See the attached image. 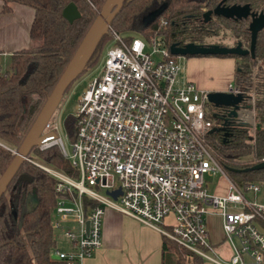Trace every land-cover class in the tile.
<instances>
[{"label": "built area", "instance_id": "obj_1", "mask_svg": "<svg viewBox=\"0 0 264 264\" xmlns=\"http://www.w3.org/2000/svg\"><path fill=\"white\" fill-rule=\"evenodd\" d=\"M165 24L159 15L153 31L128 39L107 24L109 43L73 105L68 151L56 131L55 107L44 121L33 145H56L72 173L24 156L54 181L51 255L63 264H81L99 246L105 208L157 230L202 260L259 264L264 257V234L252 224L264 222V201L243 195L255 194L261 184L249 181L242 191L219 165L206 139L212 126L205 116L207 90L179 77V54L169 51L161 32ZM249 106L240 103L236 119L242 120ZM216 172L226 180L222 195L205 187L204 177ZM208 212L221 216L223 238L231 246L226 260L215 256L207 240ZM56 235L64 238V248L57 246Z\"/></svg>", "mask_w": 264, "mask_h": 264}, {"label": "trees", "instance_id": "obj_2", "mask_svg": "<svg viewBox=\"0 0 264 264\" xmlns=\"http://www.w3.org/2000/svg\"><path fill=\"white\" fill-rule=\"evenodd\" d=\"M1 1V10L9 9L10 1L32 6L33 13L28 35L37 42L12 51L8 56L7 66L0 71V173L13 155L9 147L16 148L19 144L102 0ZM68 1H72L79 11V15L70 21L61 14L62 6ZM160 1H165L164 8L149 22L142 24L140 22L142 13ZM204 1L121 0L109 24L128 39L130 34L127 32L146 35L153 31L159 15H163L166 24L161 28V32L166 43L198 42L204 35L215 34L216 29H208L206 23L197 26L186 19L185 15L198 13ZM257 2L259 3L260 0L255 1ZM220 20L232 35L243 42L247 41L245 19L231 21L226 17ZM108 39L109 33L105 30L90 48L79 72L87 63L92 64L96 61ZM263 53L264 27L257 31L254 57L235 55L231 78V84L242 93L247 92L246 95H249L247 90L250 86L255 90L253 133H249L247 121L236 119L235 116H225L223 130L212 129L206 133L207 142L219 165L241 190L249 181L264 183V166L258 169H242L264 157V83L259 79L261 77L259 66L254 73L251 71V66L257 61L256 58ZM252 75L256 77L255 80L251 79ZM211 114L218 122L217 125L212 126H218L225 115L219 111V107ZM208 115L207 107L205 116ZM63 122L71 138L74 117L68 114ZM224 131H226L225 135H223ZM30 149L35 153V157L26 154L31 159L67 174L72 173L68 159L61 154L56 145L42 149L32 145ZM53 183V179L35 163L22 158L15 174L0 195V264H63L61 260L51 257L55 239L49 217L57 196ZM27 196L34 198V203L29 209L25 208ZM258 222L264 228V222ZM160 250V264L202 263L199 256L178 246L163 235H161Z\"/></svg>", "mask_w": 264, "mask_h": 264}, {"label": "crops", "instance_id": "obj_3", "mask_svg": "<svg viewBox=\"0 0 264 264\" xmlns=\"http://www.w3.org/2000/svg\"><path fill=\"white\" fill-rule=\"evenodd\" d=\"M1 3L0 0V7ZM32 13V6L18 1H10L7 10L0 9L1 59L8 58L9 54L16 49L37 42L28 35ZM222 56L186 54L185 74L183 75L179 69L178 75L205 90H227L228 86L232 85L235 59ZM222 63L224 66H221ZM207 177L205 176L204 179ZM222 178L225 180L224 177ZM261 189H264V184L255 194L249 193L251 198L259 202L264 201V198L259 200L256 198ZM246 192L248 191L243 192L244 197ZM204 221L207 240L212 245L215 256L226 260L231 254V246L223 238L220 214L208 212L204 216ZM160 244L161 234L157 230L116 210L105 208L100 224V244L91 255L82 259L81 264H160ZM62 245L65 246V243ZM262 263H264V257L259 264ZM201 264L215 263L202 260Z\"/></svg>", "mask_w": 264, "mask_h": 264}, {"label": "water", "instance_id": "obj_4", "mask_svg": "<svg viewBox=\"0 0 264 264\" xmlns=\"http://www.w3.org/2000/svg\"><path fill=\"white\" fill-rule=\"evenodd\" d=\"M121 0H102L99 8L97 9L95 15L87 25L81 38L73 49L71 55L67 59L62 70L55 79L51 89L46 94L43 102L41 103L39 109L34 115L31 123L23 134L19 144L15 148L12 157L7 162V165L0 173V195L4 191L7 183L15 174L20 161L27 154L30 147L40 138L39 131L55 107L57 100L61 96L65 87L68 83L78 74L86 55L88 54L90 48L105 31L110 18L113 16L117 10ZM163 3L147 9L140 16V22L146 24L153 17H155L163 8ZM209 11L206 10L203 14ZM212 11L214 13L220 14L224 17H245L247 14L249 20L247 22V29L249 31V45L248 47H242L239 40H236L234 44L226 45L220 43H196L193 41H186L183 43H177L176 41H171L168 43V49L171 53L186 55V54H224L232 53L235 55H241L249 51L252 54L255 35L257 30L264 25V8L258 11L249 10V6L246 2L244 3H231L228 5L216 4ZM61 14L68 21L72 20L74 17L79 15V11L72 1H68L61 8ZM207 100L212 104L217 106H226L225 115L218 126H210L208 131L212 129H224L225 116H235L236 110L243 99V93L240 90L235 92L227 90H207L206 91ZM226 131L223 132V135ZM264 166V157L254 161L251 165L242 168L247 169H258ZM114 195V192H110ZM33 205L32 201L29 209ZM252 224L264 234V228L260 226L257 222H252Z\"/></svg>", "mask_w": 264, "mask_h": 264}, {"label": "rangeland", "instance_id": "obj_5", "mask_svg": "<svg viewBox=\"0 0 264 264\" xmlns=\"http://www.w3.org/2000/svg\"><path fill=\"white\" fill-rule=\"evenodd\" d=\"M130 35L136 34L135 32H127ZM208 40H220L221 42L227 43V44H231L232 41L234 40V36L232 35V33L228 30V29H219L216 30L215 34H211L205 37ZM108 40L104 43L103 49L104 47L108 44ZM100 56V55H99ZM99 56L97 57L96 61L94 63H87L83 69L70 81V83L68 84V86L66 87V89H64V91L62 92L61 96L59 97V99L56 102L55 105V112L57 113L56 116V123H57V132L60 134L61 139L63 141V145L65 147V149L68 151L69 147H70V137L67 134L66 128L64 126V117L68 114H71L73 111V105L76 101V96L78 93H80L81 89L83 86H85L86 84V80L96 72L97 68H98V59ZM234 57L235 58V54L234 55H223L222 57ZM178 59V62L180 63V72L184 75L185 74V69H186V63H185V59H186V55H178L176 57ZM239 59V58H237ZM234 61V60H233ZM235 63V62H234ZM8 64V58L5 59H1L0 58V71H2ZM224 63L221 64V66ZM235 65V64H234ZM260 67V73H261V77H259V79L262 81V83H264V62L262 61H256L255 64H253L251 66V71L252 73H254V70L256 69V67ZM256 77H254L253 75L251 76L252 80H255ZM253 83V81H252ZM194 84V83H193ZM196 87L201 88L199 86H197L196 84H194ZM248 94L246 95L247 92H243L244 97L242 99L241 104L242 105H249V103L252 104V106L250 107V111L249 112H245V115H243L242 120H246L249 123V133L252 134L253 133V128H254V123H255V116H254V110H253V98L255 95V90L252 86H250L248 88ZM206 106L208 107V118L210 119L212 125H217L218 122L217 120H215V117L211 114L212 111H215L216 108L218 107L217 105L212 104L210 101L206 102ZM248 113V114H247ZM207 136V134H206ZM28 155L35 157V153L32 149H29L27 152ZM224 171V170H223ZM225 172V171H224ZM226 174V172H225ZM227 175V174H226ZM253 182H259V181H253ZM261 185H263V182H259ZM205 187L208 193L210 194H224L226 192V182L225 180L222 178V175L218 172L212 174L211 176H208L205 179ZM99 192H103V190L101 189H97ZM225 190V191H224ZM243 191V189H242ZM244 192V191H243ZM250 191L246 192V197L248 199H252L251 195L249 194ZM256 198L262 199L264 198V189H261L258 193ZM171 217H166L165 221H170ZM56 243L57 246L60 248H64V246L62 245L64 243V238H62L60 235H56ZM52 258H55L54 256L51 255ZM264 264V263H262Z\"/></svg>", "mask_w": 264, "mask_h": 264}, {"label": "flooded vegetation", "instance_id": "obj_6", "mask_svg": "<svg viewBox=\"0 0 264 264\" xmlns=\"http://www.w3.org/2000/svg\"><path fill=\"white\" fill-rule=\"evenodd\" d=\"M255 1L256 0H205L200 5L198 13H196L195 15H191V16H189L188 13H187L185 15V17H186V19H189L191 21V23H194L197 26H203V24L206 23L207 24L206 26H207L208 29H216V30L227 29V27L220 20V19L226 18V17H224V16H222L220 14L214 13L212 11V8L216 4L228 5V4H231V3H239V4H241V3H244V2H246L248 4L249 10L258 11V10L264 8V0H260L259 3L257 2L258 4L255 3ZM161 3H163V5L165 6V1H160V2H158L156 4H154L153 6H151L150 8L155 7V6H157V5L161 4ZM164 6H163V8H164ZM208 9H209V11L206 14H203V12L208 10ZM228 18H230L231 21H235L236 19H239V18L245 19L246 20V28H247V22L249 20L248 14L245 17H236V18L228 17ZM263 27H264V25L261 26L258 30H261ZM247 31H248V29H247ZM256 34H257V32H256ZM206 36H208V35H204L202 37L201 41H198V42L196 41V43H220V44L230 45V44L221 42L220 40H208V39L205 38ZM255 38H256V35H255ZM236 40L240 41V44H241L242 47H248V45H249V31H248V39H247L246 42H243L239 38L234 36V40L232 41L231 44H234ZM254 46H255V40H254L252 54L249 51H247L246 53L241 54V55L254 57ZM241 55H237V56H241ZM256 60L264 62V53L261 56L257 57ZM218 107H219V109H224V110L227 109L226 106H218ZM28 200H30V202ZM31 201H32V203H34V198L32 196H27L25 198V208H26V206H29L31 204Z\"/></svg>", "mask_w": 264, "mask_h": 264}]
</instances>
